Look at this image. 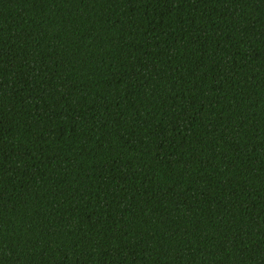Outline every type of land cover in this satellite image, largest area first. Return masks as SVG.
Here are the masks:
<instances>
[{
  "label": "trees",
  "instance_id": "obj_1",
  "mask_svg": "<svg viewBox=\"0 0 264 264\" xmlns=\"http://www.w3.org/2000/svg\"><path fill=\"white\" fill-rule=\"evenodd\" d=\"M0 264H264V0H0Z\"/></svg>",
  "mask_w": 264,
  "mask_h": 264
}]
</instances>
